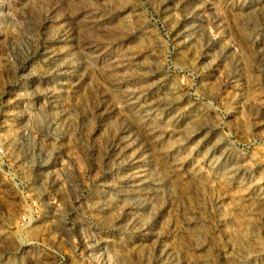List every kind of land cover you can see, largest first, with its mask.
Wrapping results in <instances>:
<instances>
[{
  "label": "rangeland",
  "instance_id": "rangeland-1",
  "mask_svg": "<svg viewBox=\"0 0 264 264\" xmlns=\"http://www.w3.org/2000/svg\"><path fill=\"white\" fill-rule=\"evenodd\" d=\"M0 264H264V0H0Z\"/></svg>",
  "mask_w": 264,
  "mask_h": 264
},
{
  "label": "built area",
  "instance_id": "built-area-1",
  "mask_svg": "<svg viewBox=\"0 0 264 264\" xmlns=\"http://www.w3.org/2000/svg\"><path fill=\"white\" fill-rule=\"evenodd\" d=\"M5 150V149H4ZM1 152H3V148H2V151Z\"/></svg>",
  "mask_w": 264,
  "mask_h": 264
}]
</instances>
